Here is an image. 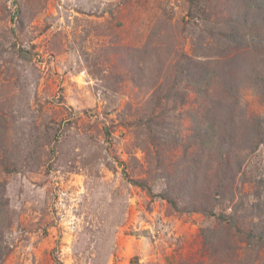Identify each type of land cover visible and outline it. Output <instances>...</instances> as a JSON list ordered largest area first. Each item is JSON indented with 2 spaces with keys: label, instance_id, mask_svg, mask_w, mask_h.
<instances>
[{
  "label": "rangeland",
  "instance_id": "obj_1",
  "mask_svg": "<svg viewBox=\"0 0 264 264\" xmlns=\"http://www.w3.org/2000/svg\"><path fill=\"white\" fill-rule=\"evenodd\" d=\"M204 4L221 8L201 12L194 0H0V207L7 217L0 264H234L243 258V243L230 252L211 247L210 236L205 240L214 217L175 212L161 197L176 194L173 189L181 208H207L218 184L215 165L194 164L188 112L198 116L206 106L192 90L184 98L174 91L180 62L209 63L213 72L220 66L209 91L219 119L227 114L217 101L235 82L238 111L228 118L234 133H243L244 124L249 131L256 116L264 123V88L256 90L252 81L254 73L264 74V46L237 49L219 40L225 27L211 30L232 11L240 19L243 0ZM164 109L172 129L154 132ZM211 153H203L206 160ZM243 168L233 183L248 206L242 214L258 216L251 209L258 191L263 218L264 144ZM258 254L244 263L261 264L264 251Z\"/></svg>",
  "mask_w": 264,
  "mask_h": 264
},
{
  "label": "trees",
  "instance_id": "obj_2",
  "mask_svg": "<svg viewBox=\"0 0 264 264\" xmlns=\"http://www.w3.org/2000/svg\"><path fill=\"white\" fill-rule=\"evenodd\" d=\"M204 1L205 0H194L197 10L199 9V11L202 12L208 7L212 10L221 8V5L219 4H213L207 7L204 4ZM243 6L244 9L240 19H237L240 16H235L232 11L226 18L222 19L221 23H216L211 30L225 27V29L219 31V33L222 34L219 38L220 41L223 42L227 39L228 41L233 42L237 49H246L250 44V50H255L258 44L264 46V0H243ZM210 14L205 15L204 19L209 20L211 17ZM190 17L193 18L191 12ZM248 19H250L248 24L243 26L242 22H245ZM211 30L209 32H211ZM225 30L226 32L223 34ZM207 35L210 36L209 34ZM203 42L204 40H199V44ZM230 42H225L222 46L227 49L234 48L231 46ZM261 53L264 55V51ZM208 55L209 54H204V57H207ZM214 55H216V53ZM207 65H205V67L202 65L199 66L198 62L196 64V62L193 61L185 63V60L183 63L180 62L177 68L178 70L176 71V77L179 78V81H176V90L174 91L180 94L178 89L182 90L181 94L184 95V98L188 93L186 90H192L199 101L205 102L206 107L198 113V116L192 112H188L192 125L190 129L189 141H193V145L197 148V154L194 159V164L197 167L201 164H209L211 167L215 165L216 167V177H218L217 190L213 196L212 202L208 205V207H213L209 209L208 207L204 208V206H200L198 209L197 204H189L188 206L181 208L182 203L179 202L180 199L178 192H175L173 189H170V191H173L176 194L172 195L169 194V191H164L163 194H161V197L175 212H203L210 217H214L216 226L212 232L210 231L206 234V236L204 235V238H206L205 240H207V237L209 236L212 239L211 241H209V239L207 240L210 242L209 245L213 248L223 246L224 251H228L229 249L230 252H232L235 247L234 243H243V250L245 251L243 258L237 261L235 260L233 263L255 264L251 259L248 263H244V259L247 255L251 254L255 255L256 258V256L259 255L258 253L264 251V217L260 218L262 213L258 210L256 205L258 191L253 193L255 198L253 200L254 202L251 203V209H255L256 212L254 215L256 216V214H258V216L255 217L258 219L254 220L255 218H245L248 206L244 207L240 198L241 190L238 189V191L235 192L233 183L236 176L240 175V179L241 176H244L241 171L242 169L244 171L243 167H245V158L250 157L251 154L255 153L260 145L264 144V123L262 121L263 119L261 120L259 118L260 116H256L250 122L249 131L244 124V127L242 128L244 131L243 133H234L228 118L233 121L235 111H238V99L236 95L237 87L234 84L235 82H230L228 84L225 97L222 100L220 99L217 101L221 110L219 113L224 116L227 114V119L226 117L224 119L217 118L216 107L214 106V109H212L209 102V100L212 99L209 95V91L211 89L213 79H215L216 76L218 78L221 75L219 70L220 66L218 65L216 67L215 65V71L213 72V70L210 71L207 68ZM259 75L260 73L258 72L254 73L252 75V81L254 88L261 91L264 88V74L261 76ZM175 85L171 86V90H173ZM170 93H173V91H170ZM183 98L180 96L178 98V102L181 103V105L185 104ZM224 99L225 102L223 101ZM172 102H175V100L172 99L170 103ZM176 107L177 106H175V108ZM172 109L174 110V108ZM162 114L166 115L165 109L162 111ZM186 115L188 114L186 113ZM172 119L173 117L166 115L165 119L161 121V124L154 125V127H158V130L155 131L153 129V131L160 133L166 128L171 130L173 126L171 124ZM207 150L212 152L211 161L210 159L206 160L204 157L206 154L203 153ZM230 156L233 161H229ZM240 179L239 182H241ZM249 182L254 185H260V181L254 182L249 180ZM130 183L137 185L140 188L147 189L144 182L130 180ZM187 186L188 185H186V183L182 184V189L187 190ZM237 194H239V197L235 196ZM1 209L2 207H0V260L6 254L3 246L2 232L5 228L7 219V217H4L1 213ZM214 209L218 210L217 214H214ZM242 210L245 211L244 214H242ZM254 222H257V225L254 224ZM218 251L224 252L221 249L217 250V252ZM261 264H264V262Z\"/></svg>",
  "mask_w": 264,
  "mask_h": 264
}]
</instances>
